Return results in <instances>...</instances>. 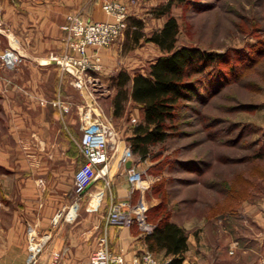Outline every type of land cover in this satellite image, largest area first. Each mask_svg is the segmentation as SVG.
<instances>
[{"label":"rangeland","instance_id":"rangeland-1","mask_svg":"<svg viewBox=\"0 0 264 264\" xmlns=\"http://www.w3.org/2000/svg\"><path fill=\"white\" fill-rule=\"evenodd\" d=\"M102 1L122 2L130 14L123 35L111 47L102 48L108 50L107 56L100 51V75L108 80L103 81L104 91L96 95L104 115L127 140L133 126L141 121L142 111L129 102L123 116L113 115L116 89L112 78L120 70L132 75L145 72L161 54L157 45L144 40L131 49L129 30L136 20L144 22L148 34L160 29L166 18L155 17L152 11L169 0ZM172 14L180 24L178 45L223 54L224 63L203 77L202 97L212 95L207 103L195 99L186 102L177 110L180 118L174 135L153 147L146 159L135 157L144 167L142 179L148 180L147 212L149 215L164 201L160 212L150 213L153 220L169 212L188 235L198 239L205 233L209 249H199L200 264H216L220 252H224V259L233 261L239 257L236 240L259 232L249 217L250 204L264 199V159L251 161L259 151L264 153V0H183L174 2ZM81 134L78 131L67 142L76 170L83 163L78 147ZM246 178L253 179V187L246 195L242 190L243 197L236 196V188H244ZM260 250L258 247L252 255L243 256L241 263L264 264ZM154 255L166 261L162 254Z\"/></svg>","mask_w":264,"mask_h":264},{"label":"crops","instance_id":"crops-1","mask_svg":"<svg viewBox=\"0 0 264 264\" xmlns=\"http://www.w3.org/2000/svg\"><path fill=\"white\" fill-rule=\"evenodd\" d=\"M102 4V0H0V53L13 47L24 54L17 69L0 68V264H29L32 242L42 248L35 264H89L104 234L109 236L112 253L126 260L148 250L147 233L140 225L107 221L116 203H149L148 180L129 179L128 167L143 172L136 158L120 170L113 168L110 186L103 178L95 180L80 202L75 221L57 217L75 199L78 169L67 142L83 132L80 109L100 102L92 88L80 91L71 85V74L63 72L51 56L65 51L62 26L67 16L80 13L89 21L106 20ZM104 51L107 56L108 50ZM92 75L101 86L108 80L100 73ZM55 101L70 112L54 105ZM250 205L249 217L259 232L236 240V260H226L220 252L216 264H242L243 256L258 247L264 254V199ZM204 235L198 239L188 235L186 263L200 264L199 249H209Z\"/></svg>","mask_w":264,"mask_h":264},{"label":"built area","instance_id":"built-area-1","mask_svg":"<svg viewBox=\"0 0 264 264\" xmlns=\"http://www.w3.org/2000/svg\"><path fill=\"white\" fill-rule=\"evenodd\" d=\"M103 10L106 20L89 21L83 19L80 13L69 14L62 26L65 52L62 55H52L51 60L63 72L72 76L71 85L80 91L88 90L95 93L103 92L99 80L93 73H101L103 69L100 51L111 47L123 35L128 27V8L122 2H105ZM24 54L17 49L9 47L0 53V68L7 70L17 69L24 60ZM44 103V102H43ZM62 107L65 112L68 106H62L60 101L54 105ZM82 121V135L78 147L83 157V163L74 176V202L66 211L58 213L57 217L73 222L77 219L80 202L88 194L89 188L98 178H103L110 186V174L115 167L117 170L135 157L127 140H124L113 126L111 119L106 117L99 104H85L80 109ZM136 122V119H133ZM129 179L133 183L141 182V173L134 166L127 168ZM147 205L143 202L128 205L126 202L112 205L108 213V224L132 226L134 224L146 232L151 233L153 226L147 220ZM107 234L99 238L98 247L92 254L89 264H166L159 261L153 252L145 250L138 253L131 260L123 255L113 254L109 248ZM42 248L32 242L29 250V264H35L36 258Z\"/></svg>","mask_w":264,"mask_h":264},{"label":"trees","instance_id":"trees-1","mask_svg":"<svg viewBox=\"0 0 264 264\" xmlns=\"http://www.w3.org/2000/svg\"><path fill=\"white\" fill-rule=\"evenodd\" d=\"M183 0H169L166 4L153 9L155 17H165L163 26L148 34L144 31V22H133L129 34L132 40L131 49L141 45V41L157 45L161 54L149 65L147 71H137L133 75L126 70H120L113 78L116 94L112 99L113 115L121 117L126 112L129 102L140 107L142 119L132 128L127 141L131 146L134 157L146 159L151 149L164 143L174 135L176 123L179 121L177 110L186 102L195 99L205 105L207 99L202 97L200 88L206 85L203 77L209 70L218 69L224 63V55L199 47L178 45L180 24L172 14L174 2ZM84 18V17H83ZM198 76V77H196ZM100 99V98H99ZM202 114L201 110L197 111ZM264 159V153L259 151L252 157L255 160ZM253 180V179H252ZM244 180V188H236V196H242L253 187L254 181ZM243 197V196H242ZM244 198L241 199V201ZM162 201L156 208L147 212V220L154 225L153 231L147 233L146 244L148 250L154 254H163L166 264L186 263L188 233L186 229L174 221L171 213L165 212L159 219L153 220L151 212H160L164 208Z\"/></svg>","mask_w":264,"mask_h":264}]
</instances>
